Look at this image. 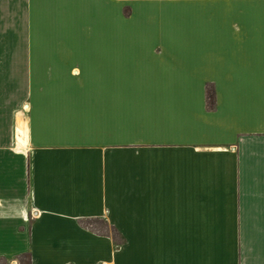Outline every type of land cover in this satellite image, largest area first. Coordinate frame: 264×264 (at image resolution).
Here are the masks:
<instances>
[{"label": "crops", "instance_id": "crops-1", "mask_svg": "<svg viewBox=\"0 0 264 264\" xmlns=\"http://www.w3.org/2000/svg\"><path fill=\"white\" fill-rule=\"evenodd\" d=\"M0 72L1 264H264V0H0Z\"/></svg>", "mask_w": 264, "mask_h": 264}, {"label": "rangeland", "instance_id": "rangeland-1", "mask_svg": "<svg viewBox=\"0 0 264 264\" xmlns=\"http://www.w3.org/2000/svg\"><path fill=\"white\" fill-rule=\"evenodd\" d=\"M15 43H14V45L16 46H18L19 44H20V41H19V39H17V41H14ZM12 72H11V78L13 79V80H19L20 78H19V75H20V71L19 70H16V66H14L13 65V68H12ZM4 78V75H3V72H0V79H3ZM19 78V79H18ZM95 227L96 228H103L101 225H99V224H96L95 225ZM26 262H23V264H25ZM1 264V263H0Z\"/></svg>", "mask_w": 264, "mask_h": 264}, {"label": "built area", "instance_id": "built-area-1", "mask_svg": "<svg viewBox=\"0 0 264 264\" xmlns=\"http://www.w3.org/2000/svg\"><path fill=\"white\" fill-rule=\"evenodd\" d=\"M107 264H112V263H107Z\"/></svg>", "mask_w": 264, "mask_h": 264}]
</instances>
